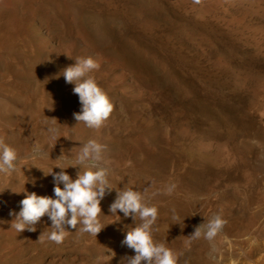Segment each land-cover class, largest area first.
<instances>
[{
  "label": "rangeland",
  "instance_id": "374dc122",
  "mask_svg": "<svg viewBox=\"0 0 264 264\" xmlns=\"http://www.w3.org/2000/svg\"><path fill=\"white\" fill-rule=\"evenodd\" d=\"M78 57L99 62L91 75L114 105L98 130L74 119L81 104L62 76ZM0 139L19 156L0 174V264H121L135 254L122 241L140 221L109 212L115 189L96 237L69 227L62 243L41 242L47 216L36 232L11 227L24 198L13 191L55 198L45 174L75 163L90 139L106 145L112 186L157 207L153 238L178 264H252L218 251L264 209V0H0ZM65 171L75 179L79 169ZM213 215L237 226L188 243Z\"/></svg>",
  "mask_w": 264,
  "mask_h": 264
},
{
  "label": "clouds",
  "instance_id": "9594fccd",
  "mask_svg": "<svg viewBox=\"0 0 264 264\" xmlns=\"http://www.w3.org/2000/svg\"><path fill=\"white\" fill-rule=\"evenodd\" d=\"M194 3H200V0H194ZM74 61V64L62 70L65 82L74 85L73 93L78 96L81 104V110L73 113L74 119L89 129L98 130L105 125L114 110L109 95L91 75L99 69L100 64L92 57H78ZM58 131L57 128L48 129L53 139L58 135ZM105 150L106 145L90 139L80 146L75 163L67 167L57 166L61 171L54 173L52 169L45 174L53 176L55 198L26 190H12L17 194L24 193V198L19 202L20 210L10 212L13 217L11 227L18 233L24 230L36 232V225L42 217L47 216L51 221V231L39 235L38 240L41 242L47 239L56 244L62 243L68 235L69 227L81 234L87 233L96 237L105 227L100 220L101 201L115 189L116 197L109 207V212L118 216L119 211L123 213L124 218L131 217L133 224L137 220L140 221L134 227L128 228L122 241V245L133 250L135 254L122 258L121 264H178L177 254L153 238L154 225L158 218L157 207L147 203L146 197L140 191L132 187L117 190L110 183L109 169L103 165ZM42 155L34 153L32 158ZM18 164L17 150L4 139H0V174L14 172ZM69 167L79 169L75 179L65 171ZM80 168H83V171H80ZM223 223L219 215H213L194 227L193 233L187 236V242L201 238L213 241Z\"/></svg>",
  "mask_w": 264,
  "mask_h": 264
},
{
  "label": "bare ground",
  "instance_id": "6f19581e",
  "mask_svg": "<svg viewBox=\"0 0 264 264\" xmlns=\"http://www.w3.org/2000/svg\"><path fill=\"white\" fill-rule=\"evenodd\" d=\"M219 213L222 214V211H219ZM252 213L253 214L251 216L249 225H246V226L241 225L242 228L244 227L243 231L240 232V229H237L236 230L237 235H235L233 238H229L228 241L226 240L227 241L226 245L222 246L223 249L221 250V252L217 250L219 252L218 253L219 258H224L225 256H229V259H230L232 256H237V257L240 256L239 258H250L251 260H253V262L251 261L252 264H264V237H263L264 222L259 221V218H261L262 215L264 214V209H262L261 211H254ZM258 221H259V224H258ZM234 226L235 227L237 226V221L234 219L229 220V218H226L223 223V229L221 230L224 232H231L232 231L231 229ZM220 242L222 243L223 241H220ZM206 259L203 262H206ZM238 263L239 264H251L247 262L246 263L238 262Z\"/></svg>",
  "mask_w": 264,
  "mask_h": 264
}]
</instances>
